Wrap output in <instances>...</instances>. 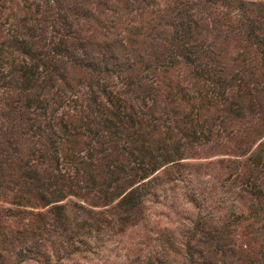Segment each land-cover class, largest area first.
Instances as JSON below:
<instances>
[{
	"label": "rangeland",
	"instance_id": "1",
	"mask_svg": "<svg viewBox=\"0 0 264 264\" xmlns=\"http://www.w3.org/2000/svg\"><path fill=\"white\" fill-rule=\"evenodd\" d=\"M0 264H264V0H0Z\"/></svg>",
	"mask_w": 264,
	"mask_h": 264
},
{
	"label": "trees",
	"instance_id": "2",
	"mask_svg": "<svg viewBox=\"0 0 264 264\" xmlns=\"http://www.w3.org/2000/svg\"><path fill=\"white\" fill-rule=\"evenodd\" d=\"M128 196H129L128 194L124 195L121 200H123L124 202L127 201L128 200L127 198H129Z\"/></svg>",
	"mask_w": 264,
	"mask_h": 264
}]
</instances>
